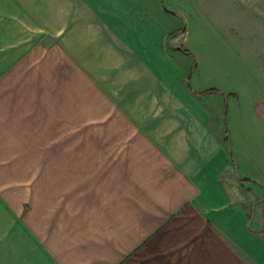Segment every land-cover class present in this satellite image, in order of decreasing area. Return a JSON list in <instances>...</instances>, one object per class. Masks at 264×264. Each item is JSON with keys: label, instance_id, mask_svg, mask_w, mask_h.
Returning <instances> with one entry per match:
<instances>
[{"label": "crops", "instance_id": "1", "mask_svg": "<svg viewBox=\"0 0 264 264\" xmlns=\"http://www.w3.org/2000/svg\"><path fill=\"white\" fill-rule=\"evenodd\" d=\"M173 6L0 0V264H264V90L207 84ZM198 13L264 34V0Z\"/></svg>", "mask_w": 264, "mask_h": 264}, {"label": "rangeland", "instance_id": "2", "mask_svg": "<svg viewBox=\"0 0 264 264\" xmlns=\"http://www.w3.org/2000/svg\"><path fill=\"white\" fill-rule=\"evenodd\" d=\"M163 1L166 4L171 3L172 6L174 5V8L170 9L175 11V13L177 11L181 13H168L172 21H174L176 28L184 30L188 25L186 41L196 50L195 54L197 56L196 59L195 56L191 55L190 59L195 65L197 63L196 60L200 61L201 72L204 74L207 84L214 85L215 83H223L226 86L235 85L240 89H245L243 91H247L251 95H256L258 92L264 90V63L260 62L259 64L255 60L256 57L260 59L261 56L259 54L264 52V34H261L256 39L254 35L248 33L243 35V37H238L236 41L235 39L231 40L228 36L223 39L216 38L214 32L215 26L217 25L220 28V25L225 24V20L228 17H223L222 22L211 16L200 18L198 13L200 0ZM204 22H206L205 29L203 26ZM219 31L222 30L219 29ZM228 48L231 49L232 54H227ZM261 55L264 58V54ZM199 74V71H197L194 78H198ZM224 124L226 139L229 136L227 142L233 153L234 148L230 138L228 118L225 112ZM255 147L257 151L261 152V145ZM235 165L238 169L239 176L244 177L249 174L251 177L260 180L258 181V186L262 184L261 160L253 161L248 158L244 161H238L235 157Z\"/></svg>", "mask_w": 264, "mask_h": 264}, {"label": "trees", "instance_id": "3", "mask_svg": "<svg viewBox=\"0 0 264 264\" xmlns=\"http://www.w3.org/2000/svg\"><path fill=\"white\" fill-rule=\"evenodd\" d=\"M170 12H173L172 10H169ZM180 49H182V48H180ZM182 50H184V51H186L187 53H189L190 55H192V56H194V54L191 52V51H189V50H187V49H182ZM189 74H188V80H189ZM210 91V90H209ZM202 93H205V92H202ZM225 114H227V103H226V105H225ZM228 138H229V136H227V140H228ZM230 147V146H229ZM230 151H231V148H230ZM231 153H232V151H231ZM233 154V153H232ZM232 160H234V163H235V158H233V156H232ZM242 180L243 181H248V180H252V179H250V178H242Z\"/></svg>", "mask_w": 264, "mask_h": 264}]
</instances>
